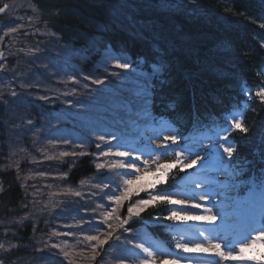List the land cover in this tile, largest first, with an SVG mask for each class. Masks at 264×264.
<instances>
[{
  "label": "trees",
  "instance_id": "trees-1",
  "mask_svg": "<svg viewBox=\"0 0 264 264\" xmlns=\"http://www.w3.org/2000/svg\"><path fill=\"white\" fill-rule=\"evenodd\" d=\"M250 1L0 0V6L4 3L10 5L8 11L0 14V28L12 26L24 15L31 18L35 29L30 26L23 32L26 36L21 35V40L4 41L9 44L11 56L0 69L6 76L0 79L3 83L8 81L7 87L0 89L7 98H0V115L1 112L3 114L13 109H29L30 118L25 121H31L29 124L32 126L27 127L28 130L23 127V130L27 137L31 138L32 129L38 128L42 133L48 125L44 123L45 118L40 112H49L51 108L37 94L51 96L57 91L58 82L54 77V81L51 80L53 73H59L67 79L73 72L83 74L82 77L103 79L105 83L102 85L89 82L91 87L96 88L95 96L101 97V89L111 84L120 85L116 77L104 72L102 60L106 57L122 58L124 62L130 61L132 66L135 64H144L150 68L155 66L160 74L148 84L151 118L169 121L183 140L198 133L219 131L226 126L230 115L243 114L244 124L249 129L247 136L234 131L230 139L235 141L237 148L233 159L243 168L239 178L246 183L250 176L255 177L264 170V103L255 98L254 91L250 100L244 94L245 89H255L258 84L264 83V74L257 75L259 69L264 67V28L260 27L264 24V0H254L252 3ZM28 3H33L35 7L28 8ZM202 9L207 12H203ZM47 16L50 17L49 20L46 19ZM24 37L27 40H23ZM6 48L4 44L0 51L5 53L9 50ZM149 52L159 53L157 61L162 67L157 61L146 59ZM206 54H210L211 58L207 59ZM189 86L193 91L194 100L192 104L188 102L189 99L183 100V108L179 110L173 106L171 95L177 92V88L182 90ZM12 91L17 95L12 96ZM196 100L200 105L198 109L195 107ZM56 101L53 106L58 104L61 110L70 116L69 110L64 108L60 101ZM33 107H37L39 112L33 114ZM50 113L55 115L52 110ZM120 115H123L121 111ZM99 116V119L98 116H94V119L80 125H76L72 118L67 122H62V118H58L56 122L76 132L74 140L79 142V145L96 141L93 133L106 125L115 126L125 135L130 133V124H120L119 118L110 114ZM151 118L140 121V124L150 122ZM7 120L9 121L5 128L8 129L15 126L20 128L22 123L13 119ZM5 138L6 135L3 138L0 135V147H5ZM28 138L24 139V144L20 141L19 143L32 150ZM139 139V144L143 145L144 141ZM91 147L84 145L76 149L75 156L82 158L81 167L76 171L71 170L68 176L59 172L57 177L51 179L52 184L53 180L57 179L56 182L66 185L67 189L71 188L83 195L87 189L99 190L93 185L101 182L102 178L109 183L111 181L107 178L109 175L104 176L106 175L104 170L98 171L95 168L96 160L89 152ZM5 148L13 155L11 148ZM81 152L86 154L79 155ZM12 162H15L13 156L11 160L5 157L4 163L0 162V167ZM30 170L31 165L26 163L22 169L24 173L13 175V172L7 170L5 174H0L5 185L0 195V227L3 236L17 242L16 247L11 246L13 258L19 261L22 258L25 261L28 259L24 264H46L50 262L55 252L51 251V246L48 248L44 246L45 251L38 250L35 228L41 225L32 219H20L18 212V221L15 224L7 222L8 212L12 210L16 212L22 205L26 206L22 211L28 216L33 218V212L38 214V206L30 205L31 200L39 198L34 192L29 193L33 187H38L41 192L47 194L54 192L52 186L44 184L43 181L46 180L44 178H39L40 182L30 188L21 185L22 179ZM110 175L115 176L117 180H114L118 181L115 173ZM173 175L175 174L172 173L168 177L166 184L158 185L157 189L165 187L173 189L171 186L176 182L170 181ZM81 181L86 183L81 185ZM110 183L112 186L116 185L115 182ZM77 188L79 189L76 190ZM241 189L247 188L242 186ZM56 191L55 194L60 192L58 189ZM107 191L110 190L105 192ZM70 200L82 206L81 200L77 198ZM127 203L125 202V208L120 210L122 218L126 216ZM95 208L96 211L92 209L89 215L91 220L102 212V208ZM167 214L163 205L150 206L141 214L142 223L134 218L127 225L133 229L132 233L116 234L136 237L137 226L144 227L141 231L147 237L149 234L153 237L163 236L165 228L161 222L167 223L163 219ZM45 215L51 217L48 211ZM156 217L160 219L156 220ZM10 227L13 230H10ZM14 230H17V233H13ZM5 231H8L6 235ZM116 243L114 239L109 241L100 248V255L96 260L88 261V264H114L112 259L115 252L110 247ZM24 252L29 253V257H22ZM33 252L38 255L35 256V253L33 255Z\"/></svg>",
  "mask_w": 264,
  "mask_h": 264
},
{
  "label": "snow or ice",
  "instance_id": "snow-or-ice-1",
  "mask_svg": "<svg viewBox=\"0 0 264 264\" xmlns=\"http://www.w3.org/2000/svg\"><path fill=\"white\" fill-rule=\"evenodd\" d=\"M10 8L8 3L0 6V14L5 13ZM23 27V25H20ZM260 27L264 28V24ZM18 30L17 27H9L8 31L4 33H13ZM4 53L0 51V58ZM122 58L115 59L114 67L124 71L132 69L130 61L121 62ZM2 68V66H0ZM158 69L154 68V71ZM264 74V67H261L257 75ZM113 76H120L119 72L111 73ZM86 80L91 79L93 84L102 85L105 83L103 79H92L91 76H86ZM74 83L79 84L75 76L72 77ZM87 88V84L84 85ZM243 87V86H242ZM254 91L255 98H258L261 103H264V83L258 84L255 89L247 88L244 94L248 99H252ZM12 96H16L15 91L11 92ZM137 99L135 101H126L120 106V111L123 113L120 119L125 124L137 125L140 121L146 118H151L149 111V98L146 90L141 88L134 94ZM46 97H41L45 99ZM31 123V121H29ZM239 131L247 136L249 129L244 124V116H232L230 121L226 122L220 131H217L213 136L207 137L212 141L211 144H206L203 140L198 143L189 137V140L181 146L180 135L171 134L157 139H162V142L155 145V148L148 151V156L154 159L149 163L148 159L143 158V153L137 149L124 150L123 143L113 145V141L117 140L115 133H105L96 136L95 147L100 151L97 153V159L100 162L95 163V168L99 170H107L115 173L119 178L116 182L115 191H107L110 189V183L103 181L96 183L93 187L98 188L100 193H103L102 199L110 202L108 210L100 212V224H94L89 221V229L87 231L95 230L94 235H85L83 241L77 240L78 243L87 242L91 251V255L84 257L90 260H96L97 249L102 248L108 244L109 241L115 240L120 242L114 244L112 247H122L131 245L133 255L138 259V264H181L185 259L181 253L195 254L198 259L194 264H226V262H235V264H264V251L258 254H250V250L255 247L257 243L264 244V170L260 171L255 177H249L245 182L239 181V177L243 168L234 161V153H236V143L230 139L231 133ZM68 142V141H66ZM151 143V141H150ZM83 147L84 145H78ZM156 149L162 151L156 152ZM203 153V154H201ZM81 152L79 155H85ZM60 155H76V153L62 152ZM161 155H172L174 159L170 163H160ZM48 159H55L49 156ZM107 161V162H106ZM143 167L141 168L140 162ZM194 167H199L203 175L200 178L189 174L187 177H181V181H176L171 187L180 188L181 190L172 191L170 188H160L158 185L167 183V177L173 169H179L184 172ZM155 169L153 171L152 169ZM18 170V165H17ZM157 177L153 181L144 182L147 175ZM214 174V175H213ZM45 175V173H40ZM67 174L65 173L64 176ZM225 176L228 179L220 181L219 177ZM175 181V175H173ZM86 182L81 181V185ZM247 188V194L241 198L239 195L227 197V191H237L242 187ZM3 189L0 188V191ZM146 193L147 198H139L140 193ZM66 194H72L77 197H82L79 191H73L71 188L67 190ZM91 195H97L92 193ZM186 195L188 199H175L174 197ZM137 197V199H133ZM217 197H225L217 201ZM226 200H230L231 204L241 208L239 220L243 227L238 235L233 239L230 238L223 230H218L216 227L209 229L204 227H197L195 229V236L189 234V231L184 226H190L193 222L217 226L218 221H224L228 218V213L225 211ZM200 201V202H195ZM211 206H208L209 202ZM126 207V216L123 218L120 215V210ZM202 202V203H201ZM163 205L167 215L163 217L164 220L170 221L171 224L166 226L174 240V249L179 250L172 253L156 250L157 246L145 242L134 243L137 237L129 239L127 236L122 238L116 233H132L133 229L127 227L135 218L142 223L141 214L150 206L158 207ZM102 204L97 205V209L103 208ZM216 209L214 211L213 209ZM193 209H202L203 214H192ZM95 211V209H93ZM159 220V217L155 218ZM81 223H84L82 220ZM105 225L107 230L100 231V227ZM77 227H80L78 224ZM255 232V235L252 233ZM55 235H78L76 233H54ZM238 245V247H237ZM16 247V245H12ZM53 248H60L64 257L69 258V264H74L73 253L65 250L68 245L65 242L62 248L60 244H53ZM0 249H4V245L0 244ZM10 250V249H7ZM83 256V251L79 253ZM173 255L171 261L168 256ZM118 264H125V258L118 257ZM0 264L4 261L0 259Z\"/></svg>",
  "mask_w": 264,
  "mask_h": 264
},
{
  "label": "rangeland",
  "instance_id": "rangeland-1",
  "mask_svg": "<svg viewBox=\"0 0 264 264\" xmlns=\"http://www.w3.org/2000/svg\"><path fill=\"white\" fill-rule=\"evenodd\" d=\"M33 17V16H32ZM30 17L28 16H24L22 17V19L18 22H16L15 24H13L12 26H8L7 28H0V49L3 48L4 44L7 46L6 49H9V44L8 43H4L5 40H21L20 37H22L21 35L26 36V34H24V31H27L29 29L30 26H32V29L35 30L33 28L34 25H32L31 21H30ZM20 25H23V27H20ZM9 27H17L18 30L16 32L13 33H8L7 35H4V33H6L8 31ZM35 33V32H34ZM33 33V34H34ZM11 35H13L12 37H10ZM8 38V39H7ZM11 38V39H10ZM26 38L24 37L23 40H25ZM27 40V39H26ZM34 40H37L34 38ZM11 56V50H6L2 59L0 58V66H4L6 65V60ZM115 59L117 58H112V57H106L104 60H102V65H103V69L104 70H118L117 68L114 67L115 64ZM121 62H124L121 60ZM1 69V68H0ZM124 71V70H122ZM129 71V70H128ZM134 71V70H133ZM125 74H129V79H130V83L133 84L132 86H134L136 88V91L143 88L146 90V84L149 83V80H147V76L141 74V73H137L134 71V74L131 73H125ZM2 76H5L4 73L0 72V77L2 79ZM75 76L76 80L80 81L79 84L74 83L72 80V77ZM6 77V76H5ZM0 79V80H1ZM6 79V78H5ZM84 80L80 79L79 76L76 73H71V76L69 77V82H71V84L69 85L68 88H58L57 91L52 94L51 96H45V95H41V94H37L40 98L41 97H46L44 100L50 104V103H55L56 100V96L57 94H61V93H65L66 97L65 100L67 102V104H69L70 107L72 108H68L69 109V113L71 115H75V112H77L78 109H80V104L83 103L85 104L87 107L91 108L92 111H94L96 113V111L98 112L99 115H105V114H110L111 116H118L119 110H120V106L122 104H124V102L119 98V93H118V89L116 88L115 85L111 84L107 86V89H105V92H110V97L108 98L109 101H104L102 97H98V100L94 99L93 96H91V94H89L90 96L88 97L89 100H87L86 103H84L83 101L79 100V97L81 94H79L78 92H85V93H89V91H93L95 90L93 87H89V85H87V89L84 87L85 83V78H83ZM90 81V79H89ZM8 81H6L5 83L0 82V89L7 87ZM63 87H67V85L63 86ZM85 88V89H84ZM147 91V90H146ZM0 94L3 96L4 92H2L0 90ZM93 95L95 93H92ZM43 100V99H42ZM2 108V107H1ZM234 116H240V115H234ZM119 120H120V116H118ZM28 121V120H26ZM22 122L20 123V127H24L25 129H27V127H31L32 124H29V122ZM124 122H122L120 120V124H123ZM131 126V131L129 134H123L121 131L117 130L115 126H102L101 129L95 130L94 134L100 135V134H105V133H115L117 136V140L113 141V145H116L117 143H123L124 144V150H129V149H137L140 152L143 153V158L144 159H148L149 163L152 162V160L155 158L154 155L152 157L148 156V151L145 149H142V147L140 149H138V147L134 146L133 143H139V140L137 139L138 133L141 131L144 133V135H146V140L150 141L154 144V146L156 144H159L162 142V139H157V137H163L166 135H171V134H176V131H172V126L164 121L163 124L160 126V124L157 126L155 125H148V129H144L142 127H140L139 125H133L130 124ZM160 126V127H159ZM28 130V129H27ZM32 140H35L38 138V136L41 133V130H39L38 128L32 129ZM17 135H9V140L7 141V145H10L9 148H11V150H13V154L15 157H23L22 155H26V157L28 158V160L32 161V164L28 163V160L25 159V162H27V164L31 165V170L30 172H28L25 177L22 179V184L23 186H25L26 188H30L33 185H36L37 183H39L40 181H38V179L40 178H44L46 180H44V184L47 185L48 187L52 186V181L51 179H53L54 177L58 176V172L55 173L52 171L51 167L49 165H46L45 163L47 162L44 156V152H40L39 150H28L24 145L22 144H17L15 143L14 147L11 146L14 141L13 139H17L16 138ZM207 137L210 136H199V141L203 140L206 144H211L212 141L210 139H207ZM36 141V140H35ZM48 143V141H47ZM133 147V148H132ZM48 151V148H45ZM162 151L161 149L158 150V152ZM30 154V155H29ZM203 154V153H201ZM174 159V157L172 155H161V159H160V163H170L172 160ZM19 160V161H20ZM10 164V163H9ZM11 165L13 166V164L11 163ZM17 165H18V170H17ZM140 166L141 168L143 167L142 165V161L140 162ZM16 168L17 173H24L22 172V169L24 167V165H22L21 162H15V166H13ZM153 171H155V169H152ZM200 171H202L201 169H199ZM7 171L6 168L4 167H0V174H5V172ZM32 171V172H31ZM40 173H45V175H40ZM174 173L175 176H177L180 172L177 169L176 171L171 170V173L168 175V177ZM214 175V174H213ZM196 177V176H194ZM225 177V176H224ZM107 178L111 179L110 182H115L117 178L115 176H111L109 175ZM157 177L152 176V175H147L145 177V181L144 182H149V181H153L155 180ZM199 178V177H197ZM227 179V177H225ZM1 177H0V188H1ZM104 183H108V181H106L104 178H102ZM116 179V180H114ZM220 181H224L225 179H223L222 177H219ZM241 181V180H239ZM242 182V181H241ZM111 184V183H110ZM37 188V189H36ZM33 187L32 192L29 191V193H33L38 196V199H35L34 201L31 200V204L30 205H37L39 208V212H38V216L35 217H30L27 215V213H25L26 206L23 205L21 208H19L18 211L15 212L16 217L17 216V212L20 215V219L24 218L25 220H29L32 219L36 222H38L41 226L36 227V231L37 233L35 234L36 238H37V244H38V250L39 251H45L44 246H46L47 248L49 246H51V251L55 252V254H52V258L50 260L49 263L46 264H69V258L64 257L63 252L61 251L60 248H53L52 245L53 244H60L61 247L63 248L65 245V238H74L73 243L77 242V237L76 235H55L54 233H72L76 232V226L79 224L80 227H84V225L86 224L89 227V221H92L94 224H100V215H95V219L91 220V217L89 216L91 214L92 209H95L98 204H102L104 207L102 208V211L108 210L109 208V204H105L103 202H109L106 199H102L100 196V191L96 190V189H87L85 194L82 195V199H81V204H82V208L78 210V207L76 203L73 202H69V203H60V206L58 207V201H59V197H57V194H55L54 192H50L49 195H46L44 192H41L40 189L38 187ZM40 192H39V191ZM106 190H110V191H115L116 188L115 186L111 185L110 189H105ZM159 190V189H157ZM3 191H0V193ZM232 191H227L226 195L227 197H231L230 193ZM92 193H97V195H91ZM184 195H180V196H176L174 197L175 199H188L187 196L182 197ZM139 198H147V194L146 193H140V197ZM137 199V197L134 198V200ZM217 201H220L222 199H225V197H217L216 198ZM69 201V200H67ZM35 202V203H32ZM195 202H200V201H195ZM211 202V201H210ZM208 204V206H211V204ZM202 203V202H201ZM212 203V202H211ZM226 206H229L231 204L230 200H226L225 201ZM55 209H62V214L59 217H62L58 219V214L56 213ZM65 210H69L72 214H66ZM214 211H216V209H213ZM49 212L50 214V219L48 220L46 215L43 213ZM11 212V211H9ZM240 214L241 210L238 209L237 212H231L228 214V217L230 215H234L235 214ZM192 214H203V210L202 209H193L192 210ZM87 215V216H86ZM230 218V217H229ZM7 222H9L11 225H13L12 222L9 221V219L7 218ZM84 221V223H81V221ZM0 222H1V217H0ZM7 222H2V223H7ZM33 223V222H32ZM198 223V222H197ZM200 225H206L207 228L212 229L214 227H216L218 230H223L225 233H227L228 229L234 227H241L242 224H238V225H233V226H228L225 223H222L220 221L217 222V226H213V225H208V224H202L199 223ZM136 227V237L137 239L134 240L135 243L138 242H145V243H151V241L148 239L147 236L144 235V233L141 231L142 228L144 227ZM100 231H106L107 228L105 225H102L99 229ZM8 233V231H5V235ZM13 233H17V230H14ZM96 234L95 230L92 231H87L86 233H82L81 238L83 241V237L85 235H94ZM255 235V234H253ZM124 236H122L123 238ZM127 237L129 239L130 236L127 235ZM120 242H118L117 244H119ZM4 249H0V259L4 260V264H15L16 263V258H13V256H11V252H12V247L6 245V243H4ZM68 244V243H67ZM147 245V244H146ZM81 248H79V251H83V256L79 255V251H71L73 253V258H74V264H88V261H91L90 259H86L84 257H88L90 256L92 253L87 245V242H83L80 246ZM238 247V245H237ZM10 249V250H7ZM111 249H113L115 252V256L112 259V262L114 264H118V257H123L125 258V264H138V259L133 255V251H137L138 250H133L131 245L126 246V248H122V247H111ZM66 250V249H65ZM160 251V248H158V252ZM259 251H264V244L261 243H257L255 245V247L253 249L250 250V254H258ZM97 253L100 254V249H97ZM97 254V255H98ZM173 257L169 258V261L172 260ZM160 259L159 257V253H158V260ZM197 260V259H196ZM192 261V262H188L186 259L181 261V264H194V262L196 261ZM78 262V263H76ZM212 264H215V260L212 261ZM226 264H235V262H226Z\"/></svg>",
  "mask_w": 264,
  "mask_h": 264
},
{
  "label": "bare ground",
  "instance_id": "bare-ground-1",
  "mask_svg": "<svg viewBox=\"0 0 264 264\" xmlns=\"http://www.w3.org/2000/svg\"><path fill=\"white\" fill-rule=\"evenodd\" d=\"M238 2L242 1V0H237ZM246 1H250V0H246ZM254 0H251L250 2L252 3ZM234 7H236L235 5H233ZM28 8H32L35 7L33 3H28L27 4ZM203 12H207L205 11V9H202ZM49 16L46 17L47 20H49ZM177 42V40H176ZM159 53L156 52H149V54L147 55L146 59H150L153 62H156L159 57H158ZM207 55V59L211 58V55L206 54ZM158 57V58H157ZM25 58H27V56H25ZM145 59V60H146ZM205 59V58H203ZM206 60V59H205ZM158 65L160 67H162V65L160 64L159 61H157ZM154 68L157 67H146V65L144 64H135L132 66V69H130L129 71H122L121 69L118 70H104V72L112 77H116L117 80L120 82V85L118 87V93H119V98L125 103L126 101H130V97H131V93L133 91L134 86H132L133 84L130 83V79H129V74H125V73H131L134 74V71L137 73H141L145 76H147V80L152 81L154 80L157 76H159L160 71L156 70L154 71ZM158 69V68H157ZM134 70V71H133ZM113 72H119L120 76H113L111 75V73ZM125 74V75H124ZM53 77L55 78V80L58 82V84L56 85L59 88H68L69 85L71 84V82H69V80L64 77L63 75L59 74V73H53V76H51V80L54 81ZM84 80V79H82ZM87 82V80L85 79V83ZM177 82V81H176ZM28 83V82H27ZM31 83V82H30ZM178 83V82H177ZM67 85V87H63ZM85 89V88H84ZM90 89V88H87ZM107 88L101 89L100 91H102V93L100 92V96L106 100L109 101V97H110V92H105ZM108 90V89H107ZM109 91V90H108ZM176 93L172 94L171 96H173V106L178 107L179 110H182V101L183 100H187L189 99V103L192 104V100H194L192 97V92L190 90V86L186 89H182L181 88H177L176 89ZM80 95L79 100L83 101L84 103L87 102V100H89V94H91V96H93L92 93H94L93 91H89V93H85V92H78ZM130 93V94H129ZM67 95V94H66ZM65 93H59L56 96V102L60 101L59 103H61L62 105H64V108L68 109V108H72L69 106V104H67L65 100L66 97ZM170 96V94H169ZM0 98L1 99H7L6 97L2 96L0 94ZM39 102V101H38ZM172 102V100L170 101ZM169 102V103H170ZM196 105L195 107L198 109V107H200L198 100H196ZM53 104L55 103H50L48 104L49 108H51L50 110L54 111L55 115H52L49 112H40L41 115L45 118L44 123L48 124L47 127L45 128V132H42L37 139H35L36 141L32 140L31 138L27 137V133H25V131L23 130V128H18L17 126H15L14 128H5V126H7V119H13L16 120L18 122H23L25 120H29V109H22L19 108L17 110H12L9 112H5L0 115V135H2V138L4 135H6V144L5 147H9L10 145H7V141L9 140V135H17V139H13L14 143L11 145L14 147L15 143L20 144L19 141L24 144V139L29 140L30 148L32 150H39L40 152H44V156L45 158L52 156L55 157V159H46V165H49L52 169L53 172L57 173V172H62V173H66L67 176L69 175L70 172L72 171H76L81 167V159L79 156H75V155H68V156H61L60 153L62 152H69V153H74L76 152V149L80 148L79 142L74 140V137L76 135V132L71 131L70 129L66 128V126H61L59 123L56 122V120L58 118H62V122H67L69 121L71 118L75 121L76 125H80L81 123L94 119V116H98L99 119V115L98 112L96 111V113L94 111L91 110V108L87 107L85 104L81 103L80 104V109L77 110V112H75V115H71L67 116V114L61 110V108L59 107V105L57 104L56 106H53ZM1 107H3V105H1ZM69 110V109H68ZM39 112V109L37 107H33V114ZM120 113V111H119ZM116 116V115H115ZM118 116H121L120 114ZM117 116V117H118ZM97 134H94L93 138H96ZM48 141V143H47ZM68 141V142H66ZM96 143V141L92 140V142H86L84 145H87L88 147H91V149L89 150V152L92 154L93 159L96 160V162H100L97 159V153L100 151L99 149H97L96 147L94 148V144ZM94 145V146H93ZM16 146V145H15ZM4 146L0 147V162L4 163V158H8L9 160L12 159V156L15 158V162H21L22 165L26 164L27 162H25V159L20 157H15L14 154L12 155L11 151L6 149ZM48 148V151L45 149ZM23 157H26V155H22ZM20 160V161H19ZM28 160V158H27ZM9 162V161H8ZM15 162H12L13 166H15ZM95 162V163H96ZM107 162V161H106ZM264 162V160H263ZM28 163L32 164V161L28 160ZM8 164L7 166L4 165V168H6L9 171L13 172V175L17 174V170L15 167H13L11 165V163H6ZM72 170V171H71ZM104 173L107 175L113 174L112 172H108L107 170H104ZM59 175V174H58ZM57 179L53 180V184H52V188L54 190V192H57L56 190H60L59 192V201H58V207L60 206V203H76L70 199L72 198H77L79 200H81V197H75L72 194H66L67 193V187L66 185H62L59 182H56ZM103 181V180H102ZM104 182V181H103ZM3 186L5 187L4 183L1 184V188L3 189ZM79 188H77L76 190H78ZM100 191V190H98ZM45 193V192H44ZM2 193H0L1 195ZM46 195H49L47 193H45ZM100 197L103 196L102 193H99ZM1 198V197H0ZM69 200V201H67ZM104 200V199H103ZM104 205L108 204L110 202H103ZM23 206V205H22ZM21 206V207H22ZM79 205H77L78 207ZM79 208V207H78ZM56 213L58 214V219L62 217H59L62 214V209H55ZM66 214H72L69 210H65ZM45 214V213H44ZM33 217H35L37 215V212H33ZM8 219L10 222H12L13 224H15L18 221V218L16 217L15 211L12 210L11 212H8L7 215ZM47 219L49 220L50 217H47ZM77 227V226H76ZM87 229H89V227L85 224L84 227H77L76 228V232L72 233H76L78 235H76V237L82 241L81 235L82 233H86ZM10 230H13L12 227H10ZM0 244L5 245L4 243H6V245L8 246H12V245H16L17 242L15 243V241L9 237L3 236L2 235V228L0 227ZM132 239V237H130ZM77 239V240H78ZM74 238H65V242L68 243V247L66 248L67 251L71 252V251H79V248H81V244L82 243H78V242H74L73 243ZM135 243V242H134ZM23 250H25V248L23 247ZM80 252V251H79ZM35 252H33L34 255ZM25 254V256H24ZM38 255L35 253V256ZM31 256V255H30ZM22 257H29V253L24 252ZM28 259H26L27 261ZM23 258L21 261H19L16 258V263L15 264H24L26 262ZM22 262V263H21Z\"/></svg>",
  "mask_w": 264,
  "mask_h": 264
}]
</instances>
